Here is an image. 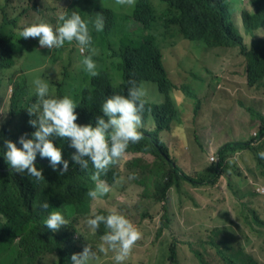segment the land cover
<instances>
[{
  "label": "trees",
  "instance_id": "1",
  "mask_svg": "<svg viewBox=\"0 0 264 264\" xmlns=\"http://www.w3.org/2000/svg\"><path fill=\"white\" fill-rule=\"evenodd\" d=\"M250 3L249 9L235 18V7L230 0H139L133 19L127 18L125 21L128 33H120L119 38L115 36L113 44L107 43L103 36L99 44H92V48L97 50L92 58L97 59L96 71L99 73L93 77L75 66L76 62L70 55L73 49L68 47L58 54L55 50L49 52L51 56L45 66L30 68L31 73L23 70L22 75L9 76L21 52L34 50L37 45L23 38H20V44L10 41V38L18 35V18L12 17L15 12L10 0L0 1V91L8 90L12 85L9 118L0 128V264H40L47 256L54 258L53 264H72L71 251L79 245V241L74 238L79 224L94 214H108L105 210L92 212L93 200L87 192L95 187L91 179L94 169L90 163L87 170L81 171L70 160L75 150L69 146V140L53 138L54 144L62 150L63 158L69 161V170L63 175L59 174L62 165H58L54 171L50 161L41 158L39 153L35 164L43 170L44 178L40 181L27 174H17L6 162L4 142L11 140L21 147L19 137L27 133L28 138H31V133L35 131L28 123L34 117H29L26 108L36 101L33 85L36 78L49 84L50 95H68L72 98L78 105L75 110L78 114L76 122L81 125H94L95 117L102 114L100 108L104 100L113 94L126 95L129 80L141 85L151 81L163 93L164 99L159 104L144 97L146 103L142 127L138 129L144 138L139 143L130 144L125 155L109 168L107 175H102L101 178L110 187H114L121 179L120 165L123 159L128 160L129 169L144 171L149 167L141 155L150 154L155 158L157 168L153 174L154 187L136 180L133 182L142 188L144 194L151 193L152 204L165 203L169 192L172 189L179 191L182 182L200 188L214 186L222 177L226 178L234 196H241L234 185L235 179L229 174L228 159L239 150L253 151L254 144L264 139V115L250 108L251 114L260 124L256 136L249 141L224 143L217 149L218 160L215 163L195 175L186 173L170 156L162 133L168 130L170 124L182 123V110L174 98L175 91L180 90L194 100L195 116L199 115L201 104L194 95L181 90L171 81L164 65L162 48L176 38L204 41L210 48H239L246 58L247 86L264 89V0H250ZM34 10H37L36 5ZM99 12L105 18V31L110 33L115 25L112 9L99 8ZM239 19L251 32L242 35L238 31ZM65 54H69L68 66L61 73L59 68L64 63ZM119 71L122 82L114 87L111 73L116 75ZM59 78L61 80L57 82ZM148 95L153 97V90ZM245 183H249L247 178ZM44 202H48V209L41 207ZM54 210H59L68 220V230L62 231L65 227L62 226L53 232L45 226V215ZM250 212L251 223L259 227L255 232L262 235L264 231L260 229L264 230V219L255 210ZM164 222L171 227L168 221ZM104 229L103 224L96 229L100 238ZM213 245L225 264H241L215 241ZM169 248V259L174 264L177 254L175 239ZM195 256L200 264H209L203 256Z\"/></svg>",
  "mask_w": 264,
  "mask_h": 264
},
{
  "label": "rangeland",
  "instance_id": "2",
  "mask_svg": "<svg viewBox=\"0 0 264 264\" xmlns=\"http://www.w3.org/2000/svg\"><path fill=\"white\" fill-rule=\"evenodd\" d=\"M137 1L132 6H121L116 0H64L61 6L60 0H10L15 12L12 17L18 18V35L10 38V41L20 44V38L23 37L19 33L25 24L43 21L55 27L60 14L70 15L75 11L89 22L92 44H99L101 36L107 43L113 44L115 36L119 38L120 33H128L125 21L127 18L133 19ZM230 1L235 7V18H239L251 4L250 0ZM32 4L37 6V10L24 12ZM96 6L112 9L115 25L110 33L105 29L100 32L95 30L92 21L97 16ZM239 22L237 29L242 35L251 32L241 24L240 19ZM262 29L264 31V27ZM25 41L34 42L37 48L21 52L9 76L22 75L23 70L31 73L30 68L45 66L51 56L49 52L55 50L58 54L67 47L73 49L70 55L76 62L75 66L85 70L80 58L92 54L87 48L82 53L75 41L65 42L59 49L41 47L38 38ZM162 51L171 81L181 90L194 95L201 104L200 113L195 116L194 100L180 90L175 91L174 98L182 110V123L170 124L168 130L162 133L170 156L186 173L195 175L218 160L217 149L224 143L249 141L256 136L260 124L251 114L250 108L264 115V89L247 86L246 58L239 48H210L204 41L176 38L174 42L164 44ZM68 55H64V63L59 68L61 73L68 66ZM94 61L98 66L97 59ZM111 76L113 86H119L122 82L121 71L116 75L111 73ZM142 85L146 89L145 98L158 104L163 101L164 95L155 83L143 82ZM11 90L12 85L8 90L0 91V128L9 118ZM151 90L153 97L148 95ZM260 151H264V139L254 144L253 151L239 150L228 159L232 161L229 163V174L235 179L234 185L240 197L234 196L226 178L222 177L216 185L200 188L182 182L179 191L172 189L166 202L159 204H152L151 193L144 194L142 188L128 179L135 174L137 178L134 180L154 187L153 174L157 171L155 158L150 154L141 155L149 167L144 171L129 169L128 160L123 159L120 165L121 179L114 187H110L106 198L92 201V212L116 209L140 230L141 239L123 264H171L169 245L174 239L177 242L174 264H200L195 254L203 256L209 264H225L213 241L241 264H264V233L258 235L255 232L259 227L251 223L250 217V210H255L264 219V159L257 155ZM212 156L215 161L211 160ZM86 219L76 229L74 238L79 241V245L71 251V256L82 252L88 244L96 250L101 242L97 230L86 226ZM164 220L169 222L170 228ZM63 229L66 231L69 228ZM105 232L106 228L102 234ZM113 256L111 252L107 255L97 253L98 258L89 264H115ZM53 262L54 258L47 256L40 264Z\"/></svg>",
  "mask_w": 264,
  "mask_h": 264
},
{
  "label": "clouds",
  "instance_id": "3",
  "mask_svg": "<svg viewBox=\"0 0 264 264\" xmlns=\"http://www.w3.org/2000/svg\"><path fill=\"white\" fill-rule=\"evenodd\" d=\"M116 3L132 6L135 0H116ZM138 3L139 0L136 7ZM63 4L64 0L61 6ZM99 8L109 7L96 6L97 16L92 24L97 32L103 31L105 27V18L100 14ZM30 9H34V4L28 5L26 11ZM19 34L24 39L38 38L39 45L49 49H59L65 42L75 41L82 53L86 48L92 53L81 61L85 71L93 77L99 75L92 58L96 49L91 47L89 22L82 19L77 12L72 11L70 15L60 14L55 27L43 21L25 24ZM33 85L36 101L26 109L29 117H34L28 123L35 131L31 133V138H28L27 133L19 137L18 143L21 147L11 140L4 142L6 162L17 174H27L40 181L44 178L43 170L38 169L35 164L39 153L41 158L50 161L54 171L58 165H62L59 174L63 175L69 170V161L63 158L62 150L54 144L53 138L69 140V146L75 150L70 155V160L81 171L87 170L90 163L94 169L91 179L95 187L87 195L94 201L106 196L110 192V185L101 178L102 175H107L109 168L125 155L130 144L139 143L144 138L138 129L142 127L146 89L135 80H129L126 95L113 94L107 97L100 108L102 114L95 117V124L81 125L76 122L78 114L75 110L78 105L70 96L50 95L49 84L40 78H36ZM257 155L264 159V151ZM231 162L230 160L229 163ZM136 178L135 174L128 177L129 180ZM41 207L48 209L50 206L48 202H44ZM44 223L48 229L56 232L62 226H67L68 220L59 210H54L48 213ZM85 223L92 230L103 224L106 232L101 236L96 250L88 244L82 252L73 253V264H89L98 258L97 253L107 255L109 252L114 254L115 264H123L142 236L137 226L116 209L109 210L107 215L94 214Z\"/></svg>",
  "mask_w": 264,
  "mask_h": 264
},
{
  "label": "built area",
  "instance_id": "4",
  "mask_svg": "<svg viewBox=\"0 0 264 264\" xmlns=\"http://www.w3.org/2000/svg\"><path fill=\"white\" fill-rule=\"evenodd\" d=\"M211 160H212V161H214V160H215V158L212 156Z\"/></svg>",
  "mask_w": 264,
  "mask_h": 264
}]
</instances>
